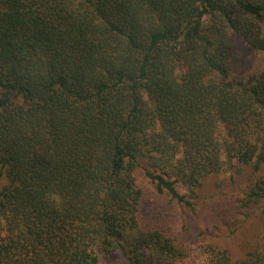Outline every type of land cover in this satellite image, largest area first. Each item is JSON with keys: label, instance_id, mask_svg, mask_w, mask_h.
<instances>
[{"label": "trees", "instance_id": "16d2710c", "mask_svg": "<svg viewBox=\"0 0 264 264\" xmlns=\"http://www.w3.org/2000/svg\"><path fill=\"white\" fill-rule=\"evenodd\" d=\"M263 24L264 0H0V264H234L143 227L135 172L192 208L181 187L264 170V70L232 62Z\"/></svg>", "mask_w": 264, "mask_h": 264}, {"label": "rangeland", "instance_id": "374dc122", "mask_svg": "<svg viewBox=\"0 0 264 264\" xmlns=\"http://www.w3.org/2000/svg\"><path fill=\"white\" fill-rule=\"evenodd\" d=\"M264 35V24H263ZM232 57L235 75L247 76L264 70V56L237 37ZM145 164V163H143ZM209 176L194 191L180 188L193 204L192 208L159 195L147 179L144 167L136 169L137 185L143 190L142 226L157 227L184 250L201 251L212 246L227 251L234 264L264 260V199L248 201L247 191L264 170L233 162V167ZM186 248V249H185ZM101 264H128L120 251L102 256ZM264 264V261H263Z\"/></svg>", "mask_w": 264, "mask_h": 264}, {"label": "clouds", "instance_id": "9594fccd", "mask_svg": "<svg viewBox=\"0 0 264 264\" xmlns=\"http://www.w3.org/2000/svg\"><path fill=\"white\" fill-rule=\"evenodd\" d=\"M53 199H56V197H52Z\"/></svg>", "mask_w": 264, "mask_h": 264}]
</instances>
